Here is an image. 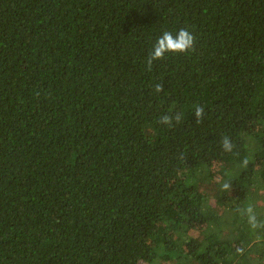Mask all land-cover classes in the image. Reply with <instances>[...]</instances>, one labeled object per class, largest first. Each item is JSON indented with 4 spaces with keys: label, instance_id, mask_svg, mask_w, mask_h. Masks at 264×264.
I'll return each mask as SVG.
<instances>
[{
    "label": "trees",
    "instance_id": "trees-1",
    "mask_svg": "<svg viewBox=\"0 0 264 264\" xmlns=\"http://www.w3.org/2000/svg\"><path fill=\"white\" fill-rule=\"evenodd\" d=\"M263 193L264 0H0V264H252Z\"/></svg>",
    "mask_w": 264,
    "mask_h": 264
},
{
    "label": "clouds",
    "instance_id": "clouds-1",
    "mask_svg": "<svg viewBox=\"0 0 264 264\" xmlns=\"http://www.w3.org/2000/svg\"><path fill=\"white\" fill-rule=\"evenodd\" d=\"M195 40L196 37L187 29H180L175 35L169 31L163 32V34L158 38L156 41L153 51L149 55V58L147 60L148 68L151 70L153 62L155 60H161L165 57L166 53H186L189 51L195 50ZM163 85L162 84H156L155 85V91L157 93L162 92ZM205 112L204 107L197 105L194 110V116L197 120V123L200 122V120L203 117V114ZM181 114L176 113L175 116L171 115H164L160 122L162 124L168 125L169 127L172 126V121L175 119L177 123L181 121ZM222 145L225 151H231L233 145L228 137H225L222 141ZM247 163V161H245ZM225 188H228L229 185L225 184ZM249 213L253 212V209L249 207L247 209ZM250 223L253 227H255V216L250 217Z\"/></svg>",
    "mask_w": 264,
    "mask_h": 264
},
{
    "label": "rangeland",
    "instance_id": "rangeland-1",
    "mask_svg": "<svg viewBox=\"0 0 264 264\" xmlns=\"http://www.w3.org/2000/svg\"><path fill=\"white\" fill-rule=\"evenodd\" d=\"M209 191V190H208ZM261 197L263 198L262 200L264 201V193H263V195H261ZM264 261V253H263V255L260 257V258H258L257 260L255 259V258H250V262L252 263V264H260L261 262H263Z\"/></svg>",
    "mask_w": 264,
    "mask_h": 264
}]
</instances>
